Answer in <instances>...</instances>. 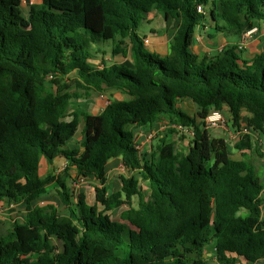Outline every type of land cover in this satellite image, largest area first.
<instances>
[{"label": "trees", "instance_id": "trees-1", "mask_svg": "<svg viewBox=\"0 0 264 264\" xmlns=\"http://www.w3.org/2000/svg\"><path fill=\"white\" fill-rule=\"evenodd\" d=\"M20 5L0 0V204L22 202L25 214L0 233V264H206L210 243L225 264L264 260L255 168L231 159L204 129L211 111L226 108L232 127L239 129L244 110L248 130L264 134V46L247 62L237 45L264 22V0H41L26 16ZM152 11L173 30L159 54L140 32ZM199 27L234 42L199 59L191 50ZM107 41L109 58L100 46ZM71 73L74 91L65 81ZM107 90L129 99H109L96 114L67 111L71 101ZM183 99L195 113L180 108ZM159 118L170 133L192 132L186 152L165 134L148 156L139 152L133 128ZM80 123L79 147L69 148ZM250 140L240 134L235 147ZM57 158L66 160L61 172L42 176L41 162ZM113 158L129 174L119 175L116 190L106 185ZM72 169L96 181L93 204L71 194ZM53 183L65 214L37 204Z\"/></svg>", "mask_w": 264, "mask_h": 264}, {"label": "crops", "instance_id": "crops-1", "mask_svg": "<svg viewBox=\"0 0 264 264\" xmlns=\"http://www.w3.org/2000/svg\"><path fill=\"white\" fill-rule=\"evenodd\" d=\"M39 2H41V0H21V4L24 3L28 7L32 3H39ZM153 12L154 11H152L147 16L148 25H150V23L152 22L151 17L153 16ZM257 27L259 29L258 33L253 37L249 38L244 43L239 53V57L247 62H250L253 56L256 53L260 52L264 46V22H260ZM145 32L150 38L149 48L151 51L155 50L156 52H163L167 50L169 40H167L166 35L165 36L153 35L156 31L152 29H148ZM150 33L152 34L150 35ZM210 35H213V31L209 27L206 28L199 27L196 29L194 35V42L191 45V50L198 57L202 58L204 56H212L214 54H217L221 51L224 45L228 44L229 42L230 43L234 42L232 38H226L222 34H215L214 37H210ZM164 38H166V40ZM240 41L237 44L238 46L240 44ZM122 95H123L122 93L116 91L112 94V97L114 99H123ZM98 98H99L98 100L99 111H101L104 108V106L108 103L109 98L107 97V95H105V93L99 94ZM179 106L186 113L189 114L195 113V106L188 99L180 100ZM219 112L221 113L225 121V124L223 126L206 125L204 129L207 131L210 137L222 141V143L227 149L228 156L231 159H235V160L247 159L253 164L256 175L258 176L262 184L261 195L264 196V134L262 135L248 130V128L246 127L247 112L244 110L241 113L242 119L240 121L239 129L232 127L230 121V114L226 108L220 110ZM92 114H96V113H92ZM168 128L169 125L167 124V121L164 118H159V120H157V122L153 126L144 127V128L134 127L133 130L135 132L137 143L142 144L144 151H150L157 142L155 137L157 136L158 132L161 131V129H166L167 131ZM82 129H83V125L80 128V130L77 129V132L74 135V137L71 140H69L67 144L69 148L79 147V144L82 140ZM244 133H248L251 136L249 147L243 149H237L235 147V144L238 141L240 134L242 135ZM164 134L165 133L158 134V139L160 137H163ZM166 139L168 141H171L168 138ZM186 151L187 150H184L183 152ZM118 162H119L118 158H113L108 163L109 168L107 170V182H106L107 186H109L108 181L110 180L109 178L110 174L116 168ZM65 165H66V160L63 158H57L52 163H46V161L43 160L40 164V173L42 176L53 175V174L57 175L61 172L62 168ZM70 172L71 175H75L74 169L70 170ZM93 183H94L93 185H95L96 181H93ZM44 201H46V204H51L52 202L49 199H47L46 196H43L37 201V204L43 205L42 203ZM13 203H15L16 205V203H21V202H13ZM3 204L6 203L4 202L1 205ZM263 210H264V206H263ZM261 262H264V260L257 261L254 264H258Z\"/></svg>", "mask_w": 264, "mask_h": 264}, {"label": "rangeland", "instance_id": "rangeland-1", "mask_svg": "<svg viewBox=\"0 0 264 264\" xmlns=\"http://www.w3.org/2000/svg\"><path fill=\"white\" fill-rule=\"evenodd\" d=\"M19 10L21 12V14L23 16H26L28 13V6L25 5L24 3H22L19 6ZM152 22L150 23V25H148L147 23H144L143 26L140 28V32H145L148 29H152L155 30L156 32L153 35H166L167 36V40H170L173 34V30L168 26H166L165 22H164V17L161 13L154 11L153 12V16L151 17ZM152 33H150L151 35ZM166 40V38H164ZM113 45L112 41H107L104 43H101L100 46L102 48H104V50L108 53L106 58H109L110 54L109 51L111 50V47ZM152 52H155L157 54H159L158 52H156L155 50H152ZM103 56V55H102ZM199 59L201 57H198ZM108 60V59H107ZM75 73H71L69 74L65 81L66 83H68L69 85H71L70 91H74L75 87L73 86L72 83V79L74 78ZM58 83H60V80H57ZM51 86L56 87V84H51ZM116 92V91H105V95H107V97L109 99H114L112 97V94ZM123 99L124 100H128L129 96L126 94H123ZM99 94L98 93H92L89 97L87 96H82L81 98L71 101L68 105V109L67 111L70 110H76V111H84V112H88V113H97L100 112L99 111V106H98V100H99ZM83 123L79 124L78 130H80V128L82 127ZM160 133H165V136H167V138L169 140H171L172 142L175 143L176 148L179 151H184L187 150L191 141V133L188 131L185 132L182 129L179 128H174L173 132H169L168 130L166 131V129H161V131L158 132V134ZM158 134L155 137L156 141L158 142ZM166 138V137H163ZM155 141V142H156ZM156 142V143H157ZM140 145V153L144 154L146 156L149 155L150 151H144L143 150V146L141 143H139ZM70 177H67V185L69 187V190L71 192V194L73 195V197L75 198L79 193H85L86 198H87V202L89 204H93L94 203V189H93V181H95L94 179H87L86 178H77L76 175H71V172L69 171ZM119 175H129L126 171V169L123 167V165L121 164L120 160L117 163L116 168L111 172L110 174V180L108 181V185L109 187H111L112 190H116L119 188L120 186V182H119ZM93 180V181H92ZM141 188H142V192L144 193V196L147 198L149 196V188L147 186V184H145L144 182L140 181L139 182ZM56 184H49L46 186V190H47V194H46V198L49 199L51 202V204H55L57 206V209L59 211L60 214H65L66 210L64 209V207L61 205V202L58 198L57 192L56 190L53 188L55 187ZM43 205L46 204V201H44L42 203ZM134 205H137V198H134ZM3 208L7 209L5 210V212L3 214L0 215V233L4 234L8 231V229H10L12 227V225L14 224L15 221H21L23 219V216L25 214V207L24 204L21 203H13L12 207H9V204H3L2 205ZM121 208H118L112 212H110L111 217L114 220H119V213H120ZM205 253L203 254V258L205 260L206 264H225L222 261H218L214 255H213V246L212 244H207L205 247ZM234 264H251L248 263L246 261H244L243 259H238L234 262ZM258 264H264V262L258 263Z\"/></svg>", "mask_w": 264, "mask_h": 264}, {"label": "built area", "instance_id": "built-area-1", "mask_svg": "<svg viewBox=\"0 0 264 264\" xmlns=\"http://www.w3.org/2000/svg\"><path fill=\"white\" fill-rule=\"evenodd\" d=\"M258 27L257 26H253L252 28L246 30L243 35L241 36V41H240V45L239 48H241L244 43L251 37H253L254 35H256L258 33ZM146 44H148V40H145ZM205 123L206 125L209 126H219V125H224L225 121L221 115V113L219 111H212L206 118H205ZM177 128L182 129L180 126H178ZM183 131L187 132L189 130L187 129H182ZM192 135V132L189 131ZM135 140H136V136H135ZM136 148L139 150L140 149V145L139 143H137L136 140ZM140 152V150H139ZM124 167V166H123ZM13 206V202L9 204V207ZM5 208H3V206L0 204V215L3 214L5 212Z\"/></svg>", "mask_w": 264, "mask_h": 264}]
</instances>
